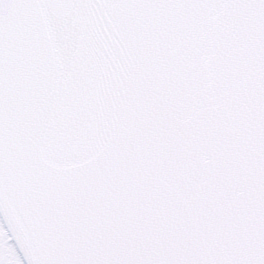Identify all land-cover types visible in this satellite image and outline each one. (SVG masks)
I'll return each instance as SVG.
<instances>
[{"label":"snow or ice","instance_id":"snow-or-ice-1","mask_svg":"<svg viewBox=\"0 0 264 264\" xmlns=\"http://www.w3.org/2000/svg\"><path fill=\"white\" fill-rule=\"evenodd\" d=\"M0 264H264V0H0Z\"/></svg>","mask_w":264,"mask_h":264}]
</instances>
